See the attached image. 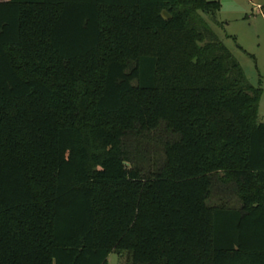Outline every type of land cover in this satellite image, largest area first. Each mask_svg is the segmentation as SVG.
I'll list each match as a JSON object with an SVG mask.
<instances>
[{
    "label": "trees",
    "instance_id": "1",
    "mask_svg": "<svg viewBox=\"0 0 264 264\" xmlns=\"http://www.w3.org/2000/svg\"><path fill=\"white\" fill-rule=\"evenodd\" d=\"M219 10L0 0V264H264V79Z\"/></svg>",
    "mask_w": 264,
    "mask_h": 264
},
{
    "label": "rangeland",
    "instance_id": "2",
    "mask_svg": "<svg viewBox=\"0 0 264 264\" xmlns=\"http://www.w3.org/2000/svg\"><path fill=\"white\" fill-rule=\"evenodd\" d=\"M216 1V0H210ZM220 10L215 15L217 24L206 16L211 29L243 69L251 85L264 79V0H218ZM258 109V122L264 123V86ZM163 127L146 139H141V149L157 150L155 141L163 136ZM108 264H130L128 253H111Z\"/></svg>",
    "mask_w": 264,
    "mask_h": 264
},
{
    "label": "water",
    "instance_id": "3",
    "mask_svg": "<svg viewBox=\"0 0 264 264\" xmlns=\"http://www.w3.org/2000/svg\"><path fill=\"white\" fill-rule=\"evenodd\" d=\"M163 14V16L165 17V18H169L170 16L168 15V13L167 12H163L162 13ZM125 165H127L128 166V164L127 163H124Z\"/></svg>",
    "mask_w": 264,
    "mask_h": 264
}]
</instances>
